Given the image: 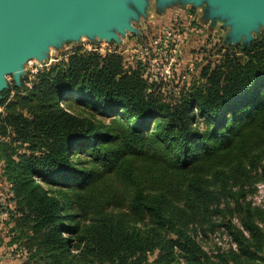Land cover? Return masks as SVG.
Here are the masks:
<instances>
[{
  "label": "trees",
  "instance_id": "1",
  "mask_svg": "<svg viewBox=\"0 0 264 264\" xmlns=\"http://www.w3.org/2000/svg\"><path fill=\"white\" fill-rule=\"evenodd\" d=\"M240 50L178 99L81 48L0 98L1 133L26 149L9 178L29 248L46 264H264L249 198L264 182V37ZM205 225L236 247L208 254Z\"/></svg>",
  "mask_w": 264,
  "mask_h": 264
},
{
  "label": "rangeland",
  "instance_id": "2",
  "mask_svg": "<svg viewBox=\"0 0 264 264\" xmlns=\"http://www.w3.org/2000/svg\"><path fill=\"white\" fill-rule=\"evenodd\" d=\"M146 12V16L133 22L140 32H128L120 43L82 37L59 48L52 47L45 60L30 59L24 65L20 85L8 75V87L1 92L0 98H6L8 103L16 94L28 91L41 70L59 62L76 48L96 50L102 55L120 54L125 68H139L150 90H156L167 100L178 99L181 93L205 85L204 71L214 70L226 57L237 58L240 62L247 60V55L240 50L241 42L226 41L229 26H224L220 20L212 26L210 20L203 18L202 7L177 3L161 10L156 0H149ZM259 37H264V27L254 32V38ZM0 111H5L4 105H0ZM25 151V146L3 135L0 129V260L7 256L17 259L19 264H46L35 254V247L29 248V239L24 233L27 229L23 232L24 229L16 226L20 214L9 178V166H12L9 159L17 160ZM249 198L264 209V182L258 184L256 193ZM233 220L240 224L238 214H234ZM260 223L264 228V221ZM197 239L211 256L236 247L221 226L205 225L198 231ZM157 257L158 252L150 254L147 264H156Z\"/></svg>",
  "mask_w": 264,
  "mask_h": 264
},
{
  "label": "water",
  "instance_id": "3",
  "mask_svg": "<svg viewBox=\"0 0 264 264\" xmlns=\"http://www.w3.org/2000/svg\"><path fill=\"white\" fill-rule=\"evenodd\" d=\"M177 3L202 7L203 18L229 26L228 43L248 46L254 32L264 27V0H156L158 9ZM149 0H0V97L12 75L20 85L30 59L48 58L59 48L82 37L121 42L147 15Z\"/></svg>",
  "mask_w": 264,
  "mask_h": 264
},
{
  "label": "crops",
  "instance_id": "4",
  "mask_svg": "<svg viewBox=\"0 0 264 264\" xmlns=\"http://www.w3.org/2000/svg\"><path fill=\"white\" fill-rule=\"evenodd\" d=\"M2 259L0 260V264H19V262H17V259H13L10 257H1Z\"/></svg>",
  "mask_w": 264,
  "mask_h": 264
}]
</instances>
